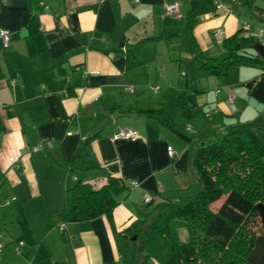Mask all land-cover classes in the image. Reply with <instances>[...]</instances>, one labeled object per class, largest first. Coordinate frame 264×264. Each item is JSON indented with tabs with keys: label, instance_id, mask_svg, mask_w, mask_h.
Here are the masks:
<instances>
[{
	"label": "crops",
	"instance_id": "obj_1",
	"mask_svg": "<svg viewBox=\"0 0 264 264\" xmlns=\"http://www.w3.org/2000/svg\"><path fill=\"white\" fill-rule=\"evenodd\" d=\"M218 1L223 8L215 0H0V28L10 31L6 48L0 41V264H125L120 239L135 232L144 195L153 205L191 198L199 140L260 122L264 59L191 84L200 54L222 53L216 29L239 40L247 31L249 55L264 44V0ZM172 2L178 15L165 12ZM191 9L198 54L184 31ZM127 129L134 136L112 137ZM77 150L90 168L69 169ZM108 176L123 186L111 218L60 230L65 189ZM145 261L146 252L135 259Z\"/></svg>",
	"mask_w": 264,
	"mask_h": 264
},
{
	"label": "trees",
	"instance_id": "obj_2",
	"mask_svg": "<svg viewBox=\"0 0 264 264\" xmlns=\"http://www.w3.org/2000/svg\"><path fill=\"white\" fill-rule=\"evenodd\" d=\"M194 16L191 9L184 31L198 54L191 34ZM219 41L222 53L215 57L200 54L203 59L195 67L191 84L199 76H223L232 64L264 59L258 53L249 55V42L240 41L236 34ZM124 89L132 91L133 87L126 85ZM191 158L197 191L183 202L163 197L152 206L158 214L145 237L147 258L152 264H264L262 216L257 232L238 236L247 217L259 208L258 203L264 205V121L228 124L211 138L200 139ZM77 168H90L78 150L69 166ZM119 182L108 176L96 186L77 179L65 189L62 222H82L101 215L110 219L117 204L115 195L123 189ZM223 194L216 209H211L210 204ZM142 222L135 224L136 238Z\"/></svg>",
	"mask_w": 264,
	"mask_h": 264
},
{
	"label": "rangeland",
	"instance_id": "obj_3",
	"mask_svg": "<svg viewBox=\"0 0 264 264\" xmlns=\"http://www.w3.org/2000/svg\"><path fill=\"white\" fill-rule=\"evenodd\" d=\"M248 20H249V23L252 25L253 28H255L257 26L256 22L253 19L248 18ZM248 37H249L248 32L244 31V33H242L239 38L241 41L242 40L245 41V40H248ZM225 75L227 76V74H225ZM206 91L207 92H213V88H210V87L206 88ZM257 121H260V122L264 121V117H262L261 119H259ZM187 134L191 135V133H187ZM196 138H198V137H196ZM223 197H224V194L218 200H215L214 202H212L210 204L211 209H216L217 205L223 199ZM255 203H258V200ZM152 206H153V204H151V203L150 204H142L140 206V213L138 216L141 220L146 217V218H148L147 221H149L152 218V214L154 213ZM156 219H157V215L155 216V218L153 220V224L156 222ZM152 225L150 226L148 231H150V229L152 228ZM261 225H262L261 214H260V210L258 208L256 210H254L247 217L241 231H239V234H238L239 238H241L244 235L248 236L252 232H257L259 230V228L261 227ZM135 234H136L135 232L134 233L133 232H126L124 235H127L128 237L120 239L121 242L123 243V248H122L123 259L126 260V261L121 260V262L124 261L125 264H130V262H132V260H133L132 259L133 256H135V259L137 260V262L144 259L145 252H146V241H145L146 234H145L144 229H143L138 234V236L135 240L130 239V237H132ZM135 259L133 260L132 264H136ZM145 264H147L146 261H145Z\"/></svg>",
	"mask_w": 264,
	"mask_h": 264
},
{
	"label": "built area",
	"instance_id": "obj_4",
	"mask_svg": "<svg viewBox=\"0 0 264 264\" xmlns=\"http://www.w3.org/2000/svg\"><path fill=\"white\" fill-rule=\"evenodd\" d=\"M215 6L216 8L220 9V8H223L224 5L219 2L218 0H215ZM165 12L167 14H176L178 15L179 14V6H178V3L177 2H172V3H169V4H166L165 6ZM248 25V24H247ZM9 30L7 29H4V28H0V41L3 45V47H6L8 45V42H9ZM214 35H215V38L217 40H221L222 37H223V34H222V31L221 29H216L214 31ZM131 90V88H129ZM233 98V96H229V99L231 100ZM131 136H134V132L132 130H123V131H120L118 134L116 135H113L112 137H124V138H127V137H131ZM39 148V146H33L31 148L32 151H35ZM167 154L169 156H174L175 155V151L174 149L171 147V146H168L167 147ZM133 184H136L135 182H133ZM151 200V197L149 194H145L144 195V198H143V202L145 203H148L149 201ZM66 227V222H61L59 224V228L60 229H63ZM20 243H22V241H20ZM3 247V244L0 242V251Z\"/></svg>",
	"mask_w": 264,
	"mask_h": 264
},
{
	"label": "water",
	"instance_id": "obj_5",
	"mask_svg": "<svg viewBox=\"0 0 264 264\" xmlns=\"http://www.w3.org/2000/svg\"><path fill=\"white\" fill-rule=\"evenodd\" d=\"M252 46L260 56L264 57V44H262L260 42H256ZM258 207L260 208V213H261L262 219H264V205L259 203ZM123 237L127 238L128 236L123 235ZM135 238H136V235H133L132 237H130V239H132V240H134Z\"/></svg>",
	"mask_w": 264,
	"mask_h": 264
}]
</instances>
